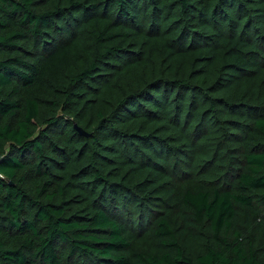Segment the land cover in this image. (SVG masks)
<instances>
[{"label":"trees","instance_id":"obj_1","mask_svg":"<svg viewBox=\"0 0 264 264\" xmlns=\"http://www.w3.org/2000/svg\"><path fill=\"white\" fill-rule=\"evenodd\" d=\"M0 174V264H264V0H0Z\"/></svg>","mask_w":264,"mask_h":264},{"label":"water","instance_id":"obj_2","mask_svg":"<svg viewBox=\"0 0 264 264\" xmlns=\"http://www.w3.org/2000/svg\"><path fill=\"white\" fill-rule=\"evenodd\" d=\"M79 131L83 134V131L81 129H79Z\"/></svg>","mask_w":264,"mask_h":264},{"label":"built area","instance_id":"obj_3","mask_svg":"<svg viewBox=\"0 0 264 264\" xmlns=\"http://www.w3.org/2000/svg\"><path fill=\"white\" fill-rule=\"evenodd\" d=\"M0 177H2L1 174H0Z\"/></svg>","mask_w":264,"mask_h":264}]
</instances>
